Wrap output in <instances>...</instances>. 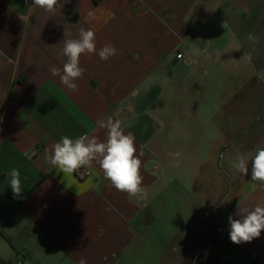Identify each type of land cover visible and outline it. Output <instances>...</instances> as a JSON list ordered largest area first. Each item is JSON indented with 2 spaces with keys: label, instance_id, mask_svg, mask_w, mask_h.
<instances>
[{
  "label": "crops",
  "instance_id": "crops-1",
  "mask_svg": "<svg viewBox=\"0 0 264 264\" xmlns=\"http://www.w3.org/2000/svg\"><path fill=\"white\" fill-rule=\"evenodd\" d=\"M229 1L58 0L49 13L33 0H0V264H132L138 225L183 161L196 162L197 201L211 208L217 197L226 209L211 264H264V230L250 243L229 238L238 207L264 204V185L251 180V158L264 147V81L249 75L237 90L231 79L219 93L220 73L249 63L226 52ZM81 27L94 31L97 52L81 55L85 71L71 91L49 69H62L57 51ZM108 43L117 53L103 61ZM250 61L264 67V52ZM108 117L135 137L145 190L136 197L116 190L96 162L84 176L45 161L62 136L106 139L96 121ZM222 156L228 163L217 168ZM239 156L250 160L246 175L232 167ZM13 168L21 198L9 186Z\"/></svg>",
  "mask_w": 264,
  "mask_h": 264
},
{
  "label": "rangeland",
  "instance_id": "rangeland-1",
  "mask_svg": "<svg viewBox=\"0 0 264 264\" xmlns=\"http://www.w3.org/2000/svg\"><path fill=\"white\" fill-rule=\"evenodd\" d=\"M228 6H233V9L227 17V28H221L225 41L230 45L226 52L233 58H248L249 63L231 66L234 76L219 72L222 74L218 79L219 93L230 85L231 79L237 90L246 76L254 75L264 81V67L250 61L254 53L264 52V0H230ZM249 33L259 37L257 43L248 40ZM261 90L264 92V85H261ZM228 157H218L217 168H223ZM176 166H181L180 172H171L164 191L150 203L145 215L147 218L138 225L139 247L131 258L132 264H194L200 251L210 207L200 204L191 188L196 162L183 161ZM216 199L215 204L219 201ZM225 217L226 209L222 204L213 208L198 264H211L216 221L222 223Z\"/></svg>",
  "mask_w": 264,
  "mask_h": 264
},
{
  "label": "clouds",
  "instance_id": "clouds-1",
  "mask_svg": "<svg viewBox=\"0 0 264 264\" xmlns=\"http://www.w3.org/2000/svg\"><path fill=\"white\" fill-rule=\"evenodd\" d=\"M33 5L46 12H54L61 6L58 0H33ZM224 28L227 22L224 21ZM66 33H64V37ZM248 40L253 44L257 43L259 37L253 33L248 34ZM97 52L95 33L91 28L81 27L77 38L63 40V47L57 51L58 56L66 60L62 69L55 66L50 67L52 76H59L60 83L71 91H77L78 85L75 82L82 77L85 69L80 66L82 54H93ZM117 49L115 45L105 44L99 51V58L107 61L115 56ZM98 129L106 130V139L100 140L95 134H82L72 139L65 135L55 142L50 148L45 149V161L63 174H74L85 166H91L93 162L98 163L105 179L118 191L136 197L145 192L142 187L143 177L140 174L141 159L136 155L135 137L132 133H125L122 122L119 119L108 117L96 121ZM170 156L179 158L180 153H169ZM250 160L243 156L237 157L232 167L235 171L246 175ZM9 186L12 189L14 198H21L23 186L20 181L19 169L13 168L8 173ZM251 180L264 185V147H259L251 158ZM236 215L240 219L229 216L230 232L229 238L234 244L242 242L250 243L259 238L264 230V204H256L251 208L238 207ZM79 264H86L84 259Z\"/></svg>",
  "mask_w": 264,
  "mask_h": 264
},
{
  "label": "water",
  "instance_id": "water-1",
  "mask_svg": "<svg viewBox=\"0 0 264 264\" xmlns=\"http://www.w3.org/2000/svg\"><path fill=\"white\" fill-rule=\"evenodd\" d=\"M215 206H217V204L214 205V206H212V207L209 209V212H208V220H207V224H206V226H205V233H204V235L202 236V239H201V243H202V245H201L200 251H199V253H198V255H197L196 259H195L194 264H198V262L200 261V259H201V257H202L203 248H204V241H205V237H206V235H207V231H208V226H209V223H210V220H211V212H212V210H213V208H214Z\"/></svg>",
  "mask_w": 264,
  "mask_h": 264
},
{
  "label": "built area",
  "instance_id": "built-area-1",
  "mask_svg": "<svg viewBox=\"0 0 264 264\" xmlns=\"http://www.w3.org/2000/svg\"><path fill=\"white\" fill-rule=\"evenodd\" d=\"M0 54H1V52H0ZM176 58L177 59H183L184 58L183 52L178 53L176 55ZM77 172H81L84 176H90L91 175V172L87 169H79V170H77Z\"/></svg>",
  "mask_w": 264,
  "mask_h": 264
}]
</instances>
